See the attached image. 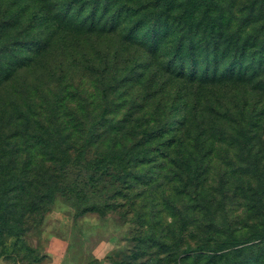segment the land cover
<instances>
[{"label":"rangeland","instance_id":"374dc122","mask_svg":"<svg viewBox=\"0 0 264 264\" xmlns=\"http://www.w3.org/2000/svg\"><path fill=\"white\" fill-rule=\"evenodd\" d=\"M55 1L57 8L70 7V15L76 11L80 13L79 7L85 4V9L81 11L84 17L91 14L94 4V0H0V31L10 28L8 34L11 36L0 40V46L4 42L5 48L0 54V131L3 136H8L1 138L10 152L14 146L25 148L17 156L10 154V160L13 161L15 157L17 159L19 155V161L31 158L34 161L30 163L33 173L36 172L37 166L47 172H51L49 169L54 167V173L59 171L57 174H64L63 181L66 182L72 180L70 178L74 171H86L84 164L79 165L75 160L90 161L103 155L111 156L133 150L139 152V156L145 155L146 159L152 161L144 165V173L150 176L156 169L153 167L156 164L154 162L168 145L167 135H160L158 131L168 124L172 110L177 112L174 116L177 125L181 108H184L183 101L190 98L187 109L194 130L192 133L196 134L202 126L196 117V110L201 114L211 101L217 99L215 108L224 113L228 107L220 100V97L226 99L224 87H237L234 89L238 91L237 98H227L230 107L234 108L232 119H226L225 124L208 122L212 128L211 132L225 131L217 141L213 139L216 141L213 148L207 142L202 151L212 150L206 181L212 195L216 196L218 203H222L224 211H227V219L245 220L248 213L245 206L249 202L247 196L260 194L264 188V127L261 129L264 121L259 127L258 136L255 137L252 131L253 123L257 124V120L262 116L261 113L259 115V103H255L253 99L256 92L254 84L264 78H255L250 83L212 79L211 76L215 72L213 59L208 64L209 70L205 75L208 65L202 51L204 42L197 44L198 73L194 81L188 74L185 78L180 76L179 67L182 62L174 57V45L178 40L175 36L184 34L187 26V23H184V14L195 9L194 22L199 21L200 27L209 31L211 18H218L221 14L219 8L226 7L233 1V9L236 10L242 6L244 0H180L181 5L172 16L176 21L180 19L181 23L177 26V22L170 20L173 26L169 33H165L166 27L158 29V24L154 23L155 20L148 14L152 8L141 9L149 4L147 0H128V8L138 12L132 21L126 25L121 24L120 29L115 31L111 27L103 33L96 31L89 34L76 27L75 23L71 25L66 21L62 22L60 17L57 20L52 18L54 25L48 26L42 23V18L31 17L32 14L41 12L40 6ZM178 1L176 0V4ZM197 1H200L201 5H197ZM112 12L113 10L102 20L108 23L120 22L122 19H117ZM99 13L95 22L101 19ZM241 14L235 12L234 15L239 22H242ZM16 15L19 18L15 19ZM200 16L205 17L200 20ZM16 22L20 23L11 27ZM137 22L140 23L139 30L131 33L130 29ZM247 27V31L236 35H239L241 40L258 44L263 38L264 30L260 31L251 24ZM156 30L159 32L155 34L157 36L154 39L153 33ZM16 35L18 36L12 37ZM43 39L48 43L45 44L47 50L37 52V47ZM156 43H159L160 48L156 53L150 52ZM118 48L125 51L118 53ZM257 51L258 47H254L247 54L246 63L249 68L253 66V56L249 54ZM100 53L103 56L108 53L109 58V69L104 81L100 71L106 65V57H101ZM186 57V70L189 72L193 66L190 57ZM21 58H25L24 66L19 68L14 63ZM127 61L136 71L137 80L124 78L122 83L114 88L115 80L120 76V73L113 76L115 64H124ZM257 63L258 54L254 65ZM217 65L219 75L226 73L229 66L231 67L229 59L220 62L219 58ZM154 89L157 92L155 95L151 93ZM246 93L249 103L248 109L245 110L243 95ZM194 95L198 98L196 108ZM154 100L162 105L157 111ZM191 115L196 119H192ZM242 129L249 131L244 133ZM150 131L156 134L152 141H146ZM58 134L61 139L56 140V143ZM38 135H42L43 139L37 147L44 149L35 154L32 149L29 153V148L26 149L24 144H36ZM170 136L171 133L168 134V137ZM43 144H47L49 148ZM54 157L61 160L53 162L51 159ZM208 161L209 158H206L199 164L204 165ZM64 162L65 166H68L66 170H62ZM76 213L77 208L65 203L61 196L57 195L44 213L43 222L26 233L25 242L32 246L37 244V248L42 247L47 237L52 234L67 235L69 238L85 236L94 241L113 240L117 243V249L111 254V260H106V263L113 264L114 261L127 259L131 250V242H128L127 238H130L134 228L132 223L121 221L113 213L106 216L94 212H86L84 215ZM219 214L221 215L222 211L218 213L220 217ZM190 234L193 237L197 232L191 231ZM13 240L14 237L0 238V254L11 250ZM188 242L190 246L196 244L195 239H189Z\"/></svg>","mask_w":264,"mask_h":264},{"label":"trees","instance_id":"16d2710c","mask_svg":"<svg viewBox=\"0 0 264 264\" xmlns=\"http://www.w3.org/2000/svg\"><path fill=\"white\" fill-rule=\"evenodd\" d=\"M128 2V0H94L91 14L84 17L81 11L85 9V4L79 7L80 13L76 11L75 14L70 15L72 11L70 7L57 8L55 1L40 6L41 12L34 13L31 17L42 18L45 26L54 25L52 18L57 20L60 17L62 22L66 21L71 25L75 23L76 27L85 34L96 31L103 33L111 27L113 31L120 29L121 24L126 25L132 21L138 12L130 10L127 6ZM147 2L149 4L141 9H153L148 14L151 15L152 20H155L154 23L158 24V29L166 27L165 33H169L173 26L170 20L177 22V26L180 25L181 20L176 21L172 16V13L179 9L180 0L178 4L176 0H147ZM197 5H201V2L197 1ZM112 10V14L117 16V19H122L118 22L119 24L115 21L108 23L102 20ZM195 11L193 9L183 15L185 25L187 23L185 33L175 36L178 40L174 45V57L182 62L179 67L182 78L188 74L191 80L196 79L198 73L196 65L199 56L197 44L202 42L205 43L202 51H204L206 65L210 64L212 59L215 60L213 62L215 72L211 76L212 79L250 83L255 78H264V43H262L264 35L258 44L250 43L249 40H241V37L236 35V33L247 31L248 24L260 31L264 30V0H244L242 6L236 10L233 9V1H230L226 7L219 8L221 14L218 18H211L209 31L200 27L199 21L194 22ZM98 12H100L101 19L95 22ZM123 12H125L124 15ZM235 12L242 13L240 18L242 22L235 18ZM204 17L200 16V20ZM17 18L19 17L16 15L15 19ZM88 21L90 24H87ZM18 23L20 22L14 23L11 27ZM139 24L137 22L132 26L131 33L139 30ZM9 29L0 31L1 41L4 37L10 36ZM158 32L159 30H156L153 33L154 39ZM132 40L129 39V41ZM42 41L37 47V52L47 50L48 43L45 39ZM3 45L4 42L0 46V54L5 49ZM254 47H258V51L249 54L253 56L251 60L253 66L249 68L246 57L250 49ZM159 48V43H156L151 47L150 52L156 53ZM124 51V49H117L118 53ZM256 54H258V63L254 65ZM100 56L106 57V65L100 71L101 79L104 81L109 69V58L108 53L104 56L100 53ZM186 56L190 57L193 66L189 72L186 70ZM219 58L220 62L229 59V64H231L226 73L221 75L217 73ZM24 60L25 58L18 59L14 65L21 68L24 66ZM207 68L205 75L208 73L209 65ZM118 73L120 76L115 80L114 88L118 87L124 78L137 80L136 71L131 68L128 61L124 64H115L113 76ZM235 88L224 87L226 99L223 100L220 97V100L228 106L224 113H220L215 108L217 99L211 101L208 108L202 110L201 114L196 110V117L202 124L201 128L197 126L200 129L196 134H193L194 130L189 121L187 106L190 98L183 101L184 108H181L182 112L177 125L174 122L177 112L172 110L173 114L168 124L158 131L160 135H167L168 145L161 152L159 159L154 162L156 164L153 167L156 169L150 176L144 173V165L152 161L146 159L145 155L139 156V152H133V150L117 155H103L98 157L99 159L90 161L75 160L79 165L83 163L86 171H74L70 178L72 180L66 182L63 181L64 174H57L59 171L54 173V167L49 169L51 172H47L37 166L35 167L36 172L33 173L30 163L34 161L31 158L19 161V155L17 159L15 157L13 161L10 160L11 158L8 157L10 154L17 156L25 148L20 149V146H14L11 152L7 150L1 136L4 138L8 136H3L0 131V238L14 237L11 250L0 254V257L9 260L11 264H27L39 259L37 246L25 242L24 237L30 229L37 228L43 222L44 213L53 204L54 198L59 195L65 203L77 208L76 215L94 212L100 216H106L113 213L121 221L134 225L130 238H127V241L131 242L130 255L126 260L114 261L113 264H264V188L260 194L254 193L253 196H247L249 202L245 206V211L248 212L245 220L237 218L229 220L222 203L216 201V196L212 195L208 188L209 185L206 184L212 150H202L207 142L213 148L218 137L225 131L211 132L212 128L208 122L225 124L226 119H232L234 108L230 107L227 98H237L238 91H235ZM254 89L256 92L253 99L255 103H259V115L260 113L262 115L257 120V124L253 123L252 131L256 137L264 121V80L256 81ZM151 93L155 95L156 89ZM243 96L245 97L243 109L246 110L249 96L247 93ZM194 98L196 108L198 106L197 95H194ZM153 103L156 111L162 106L155 100ZM196 117L191 115L192 119ZM238 120L242 121V119ZM241 125L243 126V122ZM263 127L264 125L261 129ZM214 129L217 130V128ZM241 131L247 133L249 130L242 129ZM169 133H171L170 137H168ZM155 134L156 132L150 131L146 141H152ZM47 135L50 136L49 133ZM27 137L28 135L26 141ZM37 137L36 144H24L26 149L29 148V153L32 149L34 154L44 149L41 146L37 147L43 136L38 135ZM59 139L61 136L58 134L55 141ZM192 141H194L193 144ZM47 144L43 145L49 148ZM206 158H209L208 163L199 164ZM51 160L58 162L61 159L54 157ZM65 163H63L62 170L68 169ZM219 211H222V214H219L220 217L218 216ZM191 231L197 234L192 237ZM189 239L191 241L195 239L196 244L190 246ZM111 254L105 257V261L111 260Z\"/></svg>","mask_w":264,"mask_h":264},{"label":"crops","instance_id":"0c3cea01","mask_svg":"<svg viewBox=\"0 0 264 264\" xmlns=\"http://www.w3.org/2000/svg\"><path fill=\"white\" fill-rule=\"evenodd\" d=\"M116 249L117 243L113 240L94 241L85 236L69 238L52 234L42 247L38 246L39 259L27 264H107L105 257ZM0 264L11 263L0 257Z\"/></svg>","mask_w":264,"mask_h":264}]
</instances>
